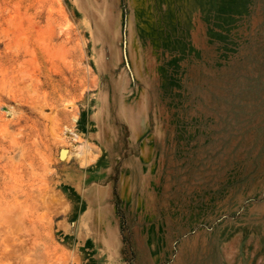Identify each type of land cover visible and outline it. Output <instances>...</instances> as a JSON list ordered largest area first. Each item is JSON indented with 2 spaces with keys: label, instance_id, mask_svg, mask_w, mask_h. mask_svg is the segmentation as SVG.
Wrapping results in <instances>:
<instances>
[{
  "label": "rangeland",
  "instance_id": "374dc122",
  "mask_svg": "<svg viewBox=\"0 0 264 264\" xmlns=\"http://www.w3.org/2000/svg\"><path fill=\"white\" fill-rule=\"evenodd\" d=\"M206 152L264 264V0H0V264H149L126 181Z\"/></svg>",
  "mask_w": 264,
  "mask_h": 264
},
{
  "label": "crops",
  "instance_id": "0c3cea01",
  "mask_svg": "<svg viewBox=\"0 0 264 264\" xmlns=\"http://www.w3.org/2000/svg\"><path fill=\"white\" fill-rule=\"evenodd\" d=\"M184 161L194 164L164 172L143 166L132 171L135 180L126 181L132 205L142 211L141 219L145 218L141 229L137 225L136 247L150 259L149 264L159 258H171L168 264H255L254 237H244L241 228L226 229L222 221L215 222L230 205L222 203L228 192L218 193L224 177L215 176L210 153ZM230 238L235 239L237 248L226 257L222 243Z\"/></svg>",
  "mask_w": 264,
  "mask_h": 264
},
{
  "label": "bare ground",
  "instance_id": "6f19581e",
  "mask_svg": "<svg viewBox=\"0 0 264 264\" xmlns=\"http://www.w3.org/2000/svg\"><path fill=\"white\" fill-rule=\"evenodd\" d=\"M236 247H237V243H236L235 239L230 238L229 240H227L222 245L223 252H224L225 256L226 257H231V255L234 254Z\"/></svg>",
  "mask_w": 264,
  "mask_h": 264
}]
</instances>
